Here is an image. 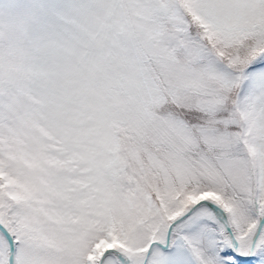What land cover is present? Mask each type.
<instances>
[{
	"label": "snow or ice",
	"instance_id": "snow-or-ice-1",
	"mask_svg": "<svg viewBox=\"0 0 264 264\" xmlns=\"http://www.w3.org/2000/svg\"><path fill=\"white\" fill-rule=\"evenodd\" d=\"M0 264H264V0H0Z\"/></svg>",
	"mask_w": 264,
	"mask_h": 264
}]
</instances>
